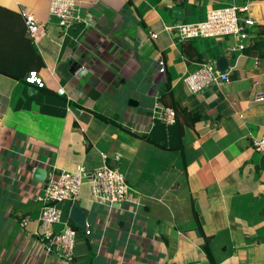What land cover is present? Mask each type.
<instances>
[{"label":"crops","instance_id":"0c3cea01","mask_svg":"<svg viewBox=\"0 0 264 264\" xmlns=\"http://www.w3.org/2000/svg\"><path fill=\"white\" fill-rule=\"evenodd\" d=\"M74 1L85 23L64 30L49 0H0V264H264V157L252 144L264 133V101H250L264 93V0ZM224 4H248L245 38L182 40L164 28ZM20 9L42 29L24 27L41 88L3 76L24 65L2 47L8 38L21 46ZM219 56L231 82L191 93L184 76ZM156 104L200 119L189 125L180 110L173 123L152 119ZM104 163L124 168L134 193L110 207L81 187L65 214L75 230L66 262L40 241L36 196L52 172ZM74 204L85 229L69 215Z\"/></svg>","mask_w":264,"mask_h":264},{"label":"built area","instance_id":"2783aa9c","mask_svg":"<svg viewBox=\"0 0 264 264\" xmlns=\"http://www.w3.org/2000/svg\"><path fill=\"white\" fill-rule=\"evenodd\" d=\"M248 5H231L224 8L209 9L203 20L196 23H182L176 25H165L166 30H176L178 36L186 38H220L232 36L241 40L247 36L244 25H252L253 20L249 17L242 18L240 13L246 12ZM20 14L26 28V32L34 35L40 27V23L29 12L20 9ZM49 14L55 16L58 25L64 30L75 24L85 23L82 18L78 2L74 0H49ZM155 36V34H152ZM243 44L239 43L232 50L243 49ZM159 72H164V61L157 59ZM25 80L28 83L43 87L44 82L35 70H30ZM184 82L191 93H199L211 84L223 85L230 83L229 73L220 72L213 62L201 64L194 72L184 77ZM63 93V89L59 90ZM251 102L264 101V93H253ZM156 117L165 123H173L175 113L172 109L155 105L152 119ZM1 119V115H0ZM253 147L264 157V133L260 138H253ZM117 159V157L115 158ZM54 169V167H52ZM83 185H88L91 196L94 200L106 203L110 207L120 206L123 202H128L134 190L128 184L125 175L116 167H111L105 163L94 169H87L83 165H77L74 170H62L56 175L50 173L41 188L36 199L41 202L39 220L42 227L40 241L51 245L58 251V256L69 262L73 259L75 230L68 222H63V228L56 232L54 225L61 220V211L55 205L63 200H74ZM50 248V247H48Z\"/></svg>","mask_w":264,"mask_h":264},{"label":"trees","instance_id":"16d2710c","mask_svg":"<svg viewBox=\"0 0 264 264\" xmlns=\"http://www.w3.org/2000/svg\"><path fill=\"white\" fill-rule=\"evenodd\" d=\"M20 27H21V30H22V32H21V46H18L17 48L15 47V45H14V47H13V41L10 39V38H8V39H6V40H4L5 42H4V44L2 45V47L3 46H9V47H11L12 49H13V52H14V54L16 55V57H18L19 56V54L20 55H22V54H25V52L26 51H28V50H31L32 49V45H31V42H30V38L29 37H27L25 34H24V27H25V25H24V23L22 22L21 23V25H20ZM25 30H26V28H25ZM26 40L25 42H26V47H24V48H22V44H23V40ZM31 45V46H30ZM38 56V55H37ZM15 57V58H16ZM2 68V67H1ZM30 70H36V71H38V69H36V68H33V66H32V63H31V61L30 60H28L27 62H24V65L22 66V67H18L17 68V70H16V73H14V74H11V75H13V76H10V75H7V74H3V76H9V77H13V78H18L19 76H24V74L26 75V73L28 72V71H30ZM163 97V96H162ZM161 97V98H162ZM161 101H162V99H161ZM163 105H165V104H163ZM169 107H171L174 111H175V117H176V115L178 114L177 112L180 110V112H182L184 115H186L188 118H189V125H192L194 122H196V121H198L199 119H200V115L199 114H196V113H191V112H189V111H187L185 108H177V106H174L173 104H172V106H169ZM103 119H105L106 120V118L104 117V116H101ZM116 124V123H115ZM205 249H206V253H207V255H210L209 253H208V250H207V247H208V243H207V241H206V243H205Z\"/></svg>","mask_w":264,"mask_h":264},{"label":"water","instance_id":"95a60500","mask_svg":"<svg viewBox=\"0 0 264 264\" xmlns=\"http://www.w3.org/2000/svg\"><path fill=\"white\" fill-rule=\"evenodd\" d=\"M179 10L180 8L173 9L175 13H177ZM215 63H216L217 70H219L220 72L226 71L228 68V60L226 59L225 56H219L218 58H216ZM128 103L131 106H135L137 104V102L134 100H129ZM45 173H46L45 170L42 168H36L33 172L35 179L41 182L44 181ZM69 215L73 219L74 222H76L82 229H85L86 224L84 222V217H85L84 209L74 204L72 205L70 209Z\"/></svg>","mask_w":264,"mask_h":264},{"label":"rangeland","instance_id":"374dc122","mask_svg":"<svg viewBox=\"0 0 264 264\" xmlns=\"http://www.w3.org/2000/svg\"><path fill=\"white\" fill-rule=\"evenodd\" d=\"M225 5L226 4H224V5H217V6H214L215 8H223V7H225ZM41 27H39L36 31H35V35L36 34H38V33H40L41 32ZM20 60L22 61V62H27L28 61V59H27V55H25V54H22V55H20ZM142 77V75H137V76H135L132 80H138V79H140ZM152 97V96H151ZM129 100H131V99H128L127 100V104H128V102H129ZM151 100H152V98H151ZM146 102V98H142L141 99V105H140V109H142L143 107H144V103ZM153 102V101H152ZM261 136H259L258 138H260ZM122 171H124V168H123V170ZM125 174H126V176L127 175H129L128 174V172L126 173L125 172ZM128 178V177H127ZM68 204H70V201L69 200H63L62 202H57V203H55V205L60 209V211H61V220L57 223V224H55L54 225V228H56L57 229V231H59V230H61L62 228H63V222H65L64 220H66V216H65V214H66V211H67V209H68ZM63 209H64V212H63ZM40 209L38 208L37 209V215H38V213H39V216H40ZM75 239V238H74Z\"/></svg>","mask_w":264,"mask_h":264},{"label":"clouds","instance_id":"9594fccd","mask_svg":"<svg viewBox=\"0 0 264 264\" xmlns=\"http://www.w3.org/2000/svg\"><path fill=\"white\" fill-rule=\"evenodd\" d=\"M234 5H237V4H234ZM243 5H248V4H243ZM243 5H237V6H243ZM229 6H231V5H229ZM225 7H228V6H225ZM248 7H249V6H248ZM223 8H224V7H223ZM210 9H211V8H210ZM248 10H249V9H248ZM248 10H247V11H248ZM48 11H49V10H48ZM207 11H208V10H207ZM207 11H206V12H207ZM247 11H246V12H247ZM240 15H241L242 18H245V16H244V15H245V12L240 13ZM51 17H53V16H51ZM54 17H55V16H54ZM247 17H248V16H247ZM55 18H56V17H55ZM22 19H23V18H22ZM202 20H203V19H202ZM57 22H58V21H57ZM23 23H24V22H23ZM175 31H176V30H175ZM179 38H180V37H179ZM195 38H203V37H195ZM220 38H223V37H220ZM220 38H210V39H220ZM180 39H182V38H180ZM186 39H193V38H186ZM182 40H185V39H182ZM159 58H161V57H159ZM157 59H158V58H157ZM161 59L164 61L163 58H161ZM208 62H213L214 65H215V67H216V63H215L214 60H212V61H208ZM204 63H207V62H204ZM202 64H203V63H202ZM156 66L158 67V65H157V60H156ZM200 66H201V65H200ZM200 66H199V67H200ZM199 67H198V68H199ZM198 68H197V69H198ZM197 69H196V70H197ZM216 69H217V68H216ZM35 71H36V70H35ZM38 71H39V70H38ZM38 71H37V72H38ZM194 71H195V70H194ZM194 71H193V72H194ZM218 71H219V70H218ZM226 71L228 72V68H227ZM28 72H29V71H28ZM28 72H27V73H28ZM158 72H159V67H158ZM27 73H26V74H27ZM159 73H161V72H159ZM164 73H165V62H164V72H162L161 74L163 75ZM228 73H229V72H228ZM187 75H188V74H187ZM187 75H186V76H187ZM25 76H26V75H25ZM25 76H24V81H25V83H28V82H26V80H25ZM184 77H185V76H184ZM229 77H230V74H229ZM183 79H184V78H183ZM230 80H231V77H230ZM230 82H231V81H230ZM28 84H32V83H28ZM228 84H229V83H228ZM34 85H35V84H34ZM211 85H215V84H211ZM35 86H37V85H35ZM37 87H38V86H37ZM39 88H41V87H39ZM200 92H201V91H200ZM63 93H64V89H63ZM253 93H256V92H253ZM261 93H262V92H261ZM251 96H252V95H251ZM250 101H251V100H250ZM163 107H166V108H170V109H172V108L169 107V106H163ZM172 110H173V109H172ZM173 111H174V110H173ZM174 113H175V111H174ZM175 118H176V117H175ZM175 118H174V122H175ZM154 119H155V120H160V119H158V118H156V117H154ZM43 182H45V179H44ZM117 206H118V205H117Z\"/></svg>","mask_w":264,"mask_h":264}]
</instances>
